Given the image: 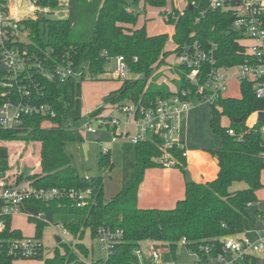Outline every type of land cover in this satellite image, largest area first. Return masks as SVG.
<instances>
[{"label":"trees","instance_id":"trees-1","mask_svg":"<svg viewBox=\"0 0 264 264\" xmlns=\"http://www.w3.org/2000/svg\"><path fill=\"white\" fill-rule=\"evenodd\" d=\"M78 27L72 28L68 18H53L42 14L37 19H27L24 26L29 28V50L47 61V68L68 57L81 75L65 82L49 78L36 72L42 85L38 102L52 105L56 111L53 117L27 115L15 129L0 128V179L21 182L38 188L85 190L90 189L83 206L77 207L74 200L64 196L50 201L27 199L22 210L36 225V237L42 238L44 228L49 224H63L75 238L74 242H60L53 256L45 258L46 264H81L88 258L91 248L83 241L87 231L93 239L97 228L108 224L120 226L125 231L124 241L118 243L109 259L110 264H137L135 250L142 241H155L170 248L165 259L176 258V250L182 238H187L189 247L199 250L200 245H212L210 256L221 251L223 239L236 236L244 231V222L249 216V206L258 200L257 191L263 186L264 170V119L248 126L246 121L255 109L258 98L254 83L240 82V97H221L211 104L210 126L222 138V146L211 149L217 158V177L205 183L190 180L186 184L185 196L173 208H141L138 205V191L144 181L146 170L165 167L161 158L163 151L159 140L150 137L139 143L123 144V179L120 191L105 201V183L101 175L82 176L72 163L66 151L71 141H83L82 132L73 124L80 118L72 96L75 81L101 80L108 63L117 56H124L129 73L136 78H125L122 85L108 94L112 103L121 105L127 101L149 104L158 97L173 93L166 84H159L163 76L160 69L169 67L171 73H180L179 67L167 62L177 49L167 50L172 39L178 46L198 40L203 44H218L219 65L234 66L243 63L246 51L239 31L233 29L235 15L231 11L209 7V0H188L183 11L173 8V13L164 16L165 22L173 25L174 31L150 35L146 24L138 26L142 0H80ZM40 7L52 10L59 6V0H36ZM144 4L163 8L167 0H144ZM145 9V8H142ZM0 66V105L5 97L6 77ZM179 87L182 81L171 79ZM99 106L90 113L96 116L104 111ZM228 117L230 125H223ZM239 118L241 122L235 121ZM49 123L45 126L44 123ZM233 130V134L229 131ZM24 140L40 143L37 172H15L10 175V153L7 142ZM175 167L186 170V157L177 146L169 149ZM110 151L100 154V164L112 168ZM12 178V179H11ZM244 184L236 188V184ZM44 212L46 220L36 218ZM23 236L21 230L12 228V217L8 218L1 238ZM200 252V251H199ZM205 257H208L205 255ZM40 256L37 259H43ZM16 259L0 256V264H13ZM256 255L245 258L243 264H258ZM264 264V260H263Z\"/></svg>","mask_w":264,"mask_h":264},{"label":"built area","instance_id":"built-area-1","mask_svg":"<svg viewBox=\"0 0 264 264\" xmlns=\"http://www.w3.org/2000/svg\"><path fill=\"white\" fill-rule=\"evenodd\" d=\"M30 1L32 4L27 8L33 12L32 15L36 11L52 13L55 10L38 6L36 0ZM209 7L231 11L235 15L233 29L241 34V42L247 55L243 63L234 66L219 65L216 42L203 44L194 40L180 46L176 44L177 62L170 63L174 67H179L180 73L176 72L175 78L183 82V87L176 86L172 89L173 93L158 97L149 104L141 101L122 103L119 105L120 114L117 115L90 116L99 119V128L105 126L111 128L113 142L123 140L135 144L156 136L163 151L161 161L165 167H175L176 161L169 152L174 146L183 150V156L187 155L177 135L185 111L202 103L210 105L216 103L219 98L225 96L232 80L238 81L239 86L242 80L253 82L256 98L264 99V0H209ZM20 14L19 0H0V66L2 67V64L5 66V70L3 68L2 70L7 78L6 90L1 94L6 99L0 105V128L3 129L17 128L27 115L48 117L56 115L52 105L37 100L43 95V90L35 69L49 78H56L62 82L81 75L68 57H64V60L55 64L52 69L47 68L45 64L50 61L49 57L43 60L37 53L29 50L30 30L24 26V22L32 15L21 17ZM21 36L28 40L24 41ZM114 61L115 64L109 71L116 78H126L129 68L124 56H117ZM232 70H235V74L231 73ZM81 130L93 134L98 132L97 128L91 125V121L86 122ZM229 133L234 132L230 130ZM101 147L103 153L109 151L103 144ZM90 194V189L67 191L56 187L38 188L30 184L21 187L12 180L1 178L0 234L5 231L8 218L20 214L29 216L22 210V204L27 199L50 201L67 196L74 200L77 207H81ZM36 218L47 221L44 212L37 213ZM48 223L53 226L59 225L62 230L58 237L60 242H68L66 237L71 233L63 224ZM124 237L125 231L122 227L100 225L95 240L99 244L101 257L94 258L92 254L90 260L82 258V262L110 264L109 259L114 247L124 241ZM145 242L146 246L142 247L140 244L135 250L137 264H177L174 260L162 261L164 253L162 246L165 245L151 240ZM179 244L185 246L187 251L195 256V264H238L240 261L244 262L248 256L264 254V238L252 241L247 237L228 236L223 239L221 251L215 256H210L212 245H200L199 250H193L185 237ZM44 251L42 238L36 236L23 235L10 239L0 237V256L37 259L45 256Z\"/></svg>","mask_w":264,"mask_h":264},{"label":"rangeland","instance_id":"rangeland-1","mask_svg":"<svg viewBox=\"0 0 264 264\" xmlns=\"http://www.w3.org/2000/svg\"><path fill=\"white\" fill-rule=\"evenodd\" d=\"M21 7V17H28L33 14L30 12L27 7L32 4L30 0H19ZM80 0H65L64 2H59V6L56 7L52 13H46L41 11H36L34 15H32V19L39 18L42 14L50 15L53 18H68L70 20V24L72 28L78 27L79 21V8H80ZM17 4V3H16ZM61 4V5H60ZM143 0L140 2L141 15L139 19L138 25H143L146 22V29L151 34H159L164 32L173 31V27L171 24L165 22L163 19L166 15H159L158 9L152 8V5L147 4L148 7L142 9ZM188 4V0H167V5L164 6L163 13H173V8L178 9L179 11H183ZM146 5V4H145ZM14 6V3L13 5ZM146 9L152 13H156L153 15V18L148 20H144ZM174 14V13H173ZM29 29V28H28ZM171 34V33H169ZM24 41L28 39L24 36H21ZM30 40H28L29 42ZM175 42L170 39L167 43L166 48L172 49L174 47ZM167 62L176 63L177 57L175 54H172L167 58ZM115 64L114 59L108 63L107 71L103 75L104 79L101 80H86V81H75L72 85V96L74 99L75 107L78 110V114H80V118L73 123L72 120L64 122L65 126L73 124L77 127L83 134V141H71L66 144V151L72 157V163L75 167H77L79 173L82 176L91 177L96 175H101L104 179L105 183V201H109L113 196H115L122 187V179H123V167H124V156H123V141L118 140L117 142L112 141L113 131L111 128H107L106 126L103 128H99V119H93L90 117V113L94 111L99 106H103L105 109L101 114L108 115H117L120 114L119 104H114L111 101V98L108 97V94L111 91L116 90L122 85V81L125 78H116L109 71L110 67H113ZM171 64V63H170ZM163 76H161L158 80L159 84H166L168 87H171V79L175 77V73H171L168 65L164 66L160 69ZM232 74H235V70L231 71ZM136 78L137 75L127 73L126 78ZM226 94L231 97H240L241 90L238 81L232 80L229 90ZM225 94V95H226ZM125 103V102H124ZM259 107L258 100L255 103V109L253 113L248 117L247 121H251L254 117L257 121L264 119V110L263 112L258 114L257 110ZM261 109V108H260ZM258 115V116H257ZM257 116V117H256ZM91 121V125L96 127L99 131L96 134H92L87 132L86 130H81L83 125L86 122ZM256 121V122H257ZM223 125H230L231 121L228 117H223L222 119ZM45 126H49V123H44ZM215 136V135H214ZM9 149L10 155V175L15 177V172H37L40 168L39 165V154H40V143L34 142H26L24 140H14L6 143ZM101 144H105L107 147L111 148L110 158L112 161V168L108 165L100 164V154H101ZM12 179V178H11ZM238 183L236 186H238ZM27 185L26 182H21L20 186L23 187ZM12 224L15 228L21 229L25 236H35L36 234V225L34 222H31L26 215L20 214L12 217ZM62 230L59 225L48 224L43 230L42 240L45 245V256L43 259H16L13 264H46L45 258L53 256L54 250L59 245L57 241L59 237V233ZM66 240L71 243L76 241L72 235L66 237ZM88 247H90L94 253V258H100L101 253L99 251L98 242L93 239L90 235V230L87 231V234L83 240ZM144 247V246H143ZM86 258L88 260L91 259V255ZM85 258V257H84ZM162 261H165L162 258ZM177 264H195L196 259L194 255H191L185 246L179 244L176 250V258L174 260Z\"/></svg>","mask_w":264,"mask_h":264},{"label":"crops","instance_id":"crops-1","mask_svg":"<svg viewBox=\"0 0 264 264\" xmlns=\"http://www.w3.org/2000/svg\"><path fill=\"white\" fill-rule=\"evenodd\" d=\"M146 7H148L147 4H143L142 8ZM153 7L158 9L159 15L160 11H163L162 8L152 6V8ZM145 13V21H149L153 18V15L156 14L150 12L149 9H146ZM144 24L147 23L144 22ZM173 31L168 33H171L170 35H172ZM149 34L154 35L151 33ZM175 48L176 44H174V47L172 49L167 48V50H173ZM173 79L177 80L175 77ZM176 86L177 85L175 84V82L171 81V87L169 86L170 89H174L176 88ZM225 96L231 97L228 94H226ZM258 102L259 107L257 113L260 114L263 112L262 110H264V99H259ZM211 117V105L208 103L196 105L183 113L177 135L182 141L187 152V172H183L177 167H155L146 170L144 181L140 185L138 191L139 207L173 208L176 205L177 201L183 199L185 196L186 184L188 182V172L190 174L191 180L201 183L211 181L217 177L219 171L218 160L210 152V150L221 147L223 142L221 136L214 133L211 129ZM256 121L257 119L254 117V119H252L251 121H246V124L251 127L256 123ZM124 143L126 142L123 141V144ZM103 146H105L111 152V148L107 147L105 144H103ZM262 182L263 186L257 191L258 200L249 206V216L244 222V231L238 234V237H247L252 241H256L259 238H264V170L262 172ZM235 187L243 188L244 184H239ZM12 228L18 229L15 228L13 224ZM22 234L24 235L23 232ZM141 245L142 247L146 246V242L142 241ZM162 249L164 251L162 258L165 259V254H168L170 252V248L168 246H162ZM93 253L94 251L91 249L89 256ZM256 256L259 258L258 264H263L264 254L260 253ZM165 261L170 260L165 259ZM238 264H243V262L240 261Z\"/></svg>","mask_w":264,"mask_h":264},{"label":"water","instance_id":"water-1","mask_svg":"<svg viewBox=\"0 0 264 264\" xmlns=\"http://www.w3.org/2000/svg\"><path fill=\"white\" fill-rule=\"evenodd\" d=\"M2 68L5 70V66H4L3 64H2ZM235 121L241 122L242 119L239 118L238 120H235ZM187 178H188V181L191 180L189 172H188V174H187ZM57 241L60 242V238H58ZM81 264H87V263H86V262H82Z\"/></svg>","mask_w":264,"mask_h":264}]
</instances>
